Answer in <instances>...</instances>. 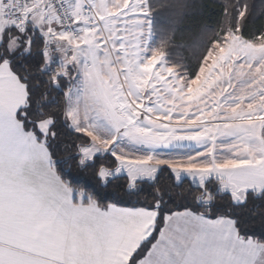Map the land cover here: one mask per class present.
Listing matches in <instances>:
<instances>
[{
  "label": "snow or ice",
  "instance_id": "6c2138e0",
  "mask_svg": "<svg viewBox=\"0 0 264 264\" xmlns=\"http://www.w3.org/2000/svg\"><path fill=\"white\" fill-rule=\"evenodd\" d=\"M150 14L149 0H0V264H123L116 248L123 236L136 244L128 264H140L145 244L174 214L164 200L169 185L181 188L186 178L190 190L173 232L183 225L230 243L226 260L199 264H255L260 248L240 239L231 213L253 193L264 197V123L250 129L220 115L227 89L209 86L216 65L183 80L139 72L147 56L137 51L134 29ZM184 104L197 107L191 123L203 129L159 134L167 125L158 122L175 118ZM209 118L223 123L206 126ZM225 136L236 139L217 148ZM171 139L203 150L157 155ZM61 149L66 154L57 158ZM192 192L199 197L189 199ZM217 194L230 201L223 212ZM226 221L235 238L217 234Z\"/></svg>",
  "mask_w": 264,
  "mask_h": 264
},
{
  "label": "trees",
  "instance_id": "16d2710c",
  "mask_svg": "<svg viewBox=\"0 0 264 264\" xmlns=\"http://www.w3.org/2000/svg\"><path fill=\"white\" fill-rule=\"evenodd\" d=\"M225 6L227 15L223 14ZM149 8L153 46L166 58L168 64L185 78L194 74L197 68L200 69L201 62L213 44L221 41L227 31L235 32L246 40L256 39L262 36L258 34H264V0H149ZM237 8L241 12L247 10L248 14L237 18ZM65 154L61 149L57 152V158H63ZM212 184L213 181L210 182V185ZM190 185L191 182L187 178L181 188L169 185L170 191L164 200L168 202L167 207L173 210V213L183 210L177 206L186 203L184 196L189 192ZM199 195L198 192H192L189 199ZM256 196L257 193H253L254 198L248 205L233 208L231 214L237 216L241 223L239 235L264 244V235L260 234L261 225L264 223V197L256 199ZM143 199L144 197H141V201ZM216 202L225 205V208L221 209L223 212L230 201L217 194ZM200 212L203 213L204 209L201 208ZM163 224L162 221L161 228ZM158 234L159 232L155 234V239ZM154 240L145 244L143 256Z\"/></svg>",
  "mask_w": 264,
  "mask_h": 264
},
{
  "label": "rangeland",
  "instance_id": "374dc122",
  "mask_svg": "<svg viewBox=\"0 0 264 264\" xmlns=\"http://www.w3.org/2000/svg\"><path fill=\"white\" fill-rule=\"evenodd\" d=\"M148 21L149 16L141 17L134 29L139 34L136 42L137 51L147 56V59L139 65L138 71L152 73L155 70V74L160 76L161 79H165L170 75L175 79V75L180 73L168 64L163 55L155 63H152L153 58L159 51L152 44ZM208 54H211L210 61L207 59ZM208 54L204 59V64L200 67V71L203 72L205 68L216 65L217 70L213 73L209 86L212 87V91H217L218 89L213 85L219 83L222 88L227 89L223 95L227 111L221 110L220 115L229 116L232 123L241 124L243 127L250 129H258L259 125L264 123V36L246 40L240 38L235 32L227 31L219 43L215 42L213 44ZM183 78L185 77L182 76L181 79L183 80ZM189 90L191 91V89ZM201 90L200 86L197 85V91ZM183 108H187V111L182 112ZM232 108H235V114L230 111ZM194 111L199 114L195 105H182L181 109L177 110L175 118L158 122L161 125H167V127H160L157 132L165 134L172 131L175 136L194 135L196 131L202 130L205 126V123L200 121H197L196 124L191 123V120L195 118ZM217 123H223V121L209 118L206 121V126L211 127ZM235 139V137H222L217 141L216 146L217 148L222 145L228 147ZM248 142L251 145H257L259 140L249 138ZM201 144L206 147L208 141L203 140ZM202 150L201 145L196 142L186 139H171L168 147H160L155 151L157 155L179 158L192 156ZM187 179L191 182L190 178ZM210 187H216L214 180Z\"/></svg>",
  "mask_w": 264,
  "mask_h": 264
},
{
  "label": "crops",
  "instance_id": "0c3cea01",
  "mask_svg": "<svg viewBox=\"0 0 264 264\" xmlns=\"http://www.w3.org/2000/svg\"><path fill=\"white\" fill-rule=\"evenodd\" d=\"M183 211H179L183 215ZM176 212L167 221L164 222L161 232L157 235L154 242L148 248L140 264H199L202 260L209 262H221L227 259L226 253L230 248V243L223 238L213 237L209 234L200 232L199 229L189 228L173 232L172 224L177 219ZM191 219V217H185ZM217 234L227 231L232 238H235L237 232L231 221L215 226ZM240 239H243L241 235ZM249 241H253L248 239ZM254 246L260 248L258 255L255 257V264H264V246L262 243L253 241ZM109 247V246H106ZM116 248L121 253L120 258L123 264L127 263L128 257L136 249V244L129 236H123L116 244ZM96 249L89 248L88 252L95 255ZM32 255V253H29ZM67 254V250H66ZM39 259H48L47 255H41Z\"/></svg>",
  "mask_w": 264,
  "mask_h": 264
}]
</instances>
